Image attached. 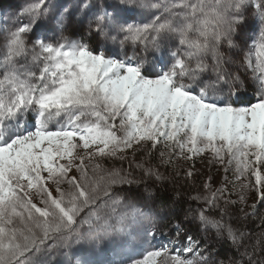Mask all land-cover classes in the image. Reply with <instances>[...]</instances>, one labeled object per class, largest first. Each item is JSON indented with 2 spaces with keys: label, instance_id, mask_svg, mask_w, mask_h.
Returning <instances> with one entry per match:
<instances>
[{
  "label": "snow or ice",
  "instance_id": "obj_1",
  "mask_svg": "<svg viewBox=\"0 0 264 264\" xmlns=\"http://www.w3.org/2000/svg\"><path fill=\"white\" fill-rule=\"evenodd\" d=\"M0 35V264H264V216L229 209L247 190L264 205V0H27ZM130 150L158 154L135 168L161 185L160 166L211 153L226 175L193 219L234 255L131 194L132 165L106 166Z\"/></svg>",
  "mask_w": 264,
  "mask_h": 264
},
{
  "label": "rangeland",
  "instance_id": "obj_2",
  "mask_svg": "<svg viewBox=\"0 0 264 264\" xmlns=\"http://www.w3.org/2000/svg\"><path fill=\"white\" fill-rule=\"evenodd\" d=\"M27 0L22 1L19 5H23ZM17 7V6H16ZM16 7L9 9V12H12L16 9ZM11 19L8 20V26H11ZM239 40V37H236ZM3 43V36L0 35V44ZM124 51L127 52L129 56H132L133 47L131 45H125ZM221 51L228 53V49L225 46H222ZM136 55L138 57L144 58L148 63H146L145 68L148 69L151 67L152 62L154 61V54L149 51L144 53L142 49H136ZM235 58V57H234ZM211 63V60H209ZM225 67L232 71V65H225ZM205 78H208V74H206ZM214 79V76L212 77ZM251 91V89H250ZM31 119V116H29ZM128 159L126 160H113L106 162L107 167H123L125 169L129 168V165H132L133 175L138 179L143 178L144 183L140 184L138 187L133 186L131 189V194L137 197L144 196L149 197V193H151V199L155 204L167 206L172 210L173 219L181 223V227L184 229L181 234V239H183L184 235L192 234L194 237L206 238L210 245H212L211 255L213 258L218 260H226L228 256L234 255V250L231 249L226 244H219L215 242V235L213 231H208L207 233L203 232L199 228V221L194 220L193 218L198 215V210L201 205L195 201L190 199V197L195 196L197 194H201L204 192L203 185L206 182H209V178H211L210 182L212 187L218 188L221 186L223 178L226 173L224 167L222 165L216 163H210L212 159L211 153H205L199 157H196L194 160H183L177 159L175 161V167L169 166H160V171L169 177L168 180H165L163 185L159 184L153 179L143 177V173L135 168L136 163H140L142 161H146L152 165H159V158L156 152H153L151 157H146V154L142 151L135 152V156L133 158V153L130 150L127 153ZM194 164V167H193ZM186 171H192L193 175L191 177H187L185 175ZM227 178L229 181V189L231 190L234 177L229 171L227 173ZM248 180L254 184L255 177H248ZM240 183L237 182L236 188L233 190V194L231 195V200L238 201L240 195ZM145 188H148V192L145 191ZM177 194L179 197L177 198ZM247 204L241 205L237 203L235 205H229V209L233 214L232 223L236 224V217L241 216L240 208L243 207L244 211L249 213V217L244 223L247 224L248 228L251 229L258 225L260 218L264 216V205H262L257 200V195L254 190H247ZM256 204V215L253 217L251 215L252 209L250 205ZM210 215L215 216V212L209 213ZM227 220L228 218L225 217ZM259 231V228H256ZM173 231L171 225H167L165 227V234L158 235L157 243L163 241L167 243L169 238L175 239L173 236ZM59 254L57 253V260L55 264L59 262Z\"/></svg>",
  "mask_w": 264,
  "mask_h": 264
},
{
  "label": "trees",
  "instance_id": "obj_3",
  "mask_svg": "<svg viewBox=\"0 0 264 264\" xmlns=\"http://www.w3.org/2000/svg\"><path fill=\"white\" fill-rule=\"evenodd\" d=\"M25 0H0V9H12Z\"/></svg>",
  "mask_w": 264,
  "mask_h": 264
}]
</instances>
